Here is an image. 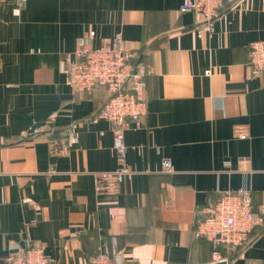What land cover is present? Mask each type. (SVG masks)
<instances>
[{"label":"crops","instance_id":"0c3cea01","mask_svg":"<svg viewBox=\"0 0 264 264\" xmlns=\"http://www.w3.org/2000/svg\"><path fill=\"white\" fill-rule=\"evenodd\" d=\"M183 1L0 0V264L16 243L44 246L52 264H91L113 237L123 264H211L198 212L239 190L262 222L229 264H264V73L253 76L249 48L264 40V0L226 1L201 33ZM90 31L94 48L121 34L149 70L116 196L94 191V174L118 166L99 116L108 91L76 94L64 74ZM238 125L249 138L233 136ZM68 130L78 143L51 157L48 138Z\"/></svg>","mask_w":264,"mask_h":264},{"label":"built area","instance_id":"2783aa9c","mask_svg":"<svg viewBox=\"0 0 264 264\" xmlns=\"http://www.w3.org/2000/svg\"><path fill=\"white\" fill-rule=\"evenodd\" d=\"M233 0H184L181 12H193L201 17L198 31L211 32L213 23L219 16L224 3ZM26 0H20L24 5ZM94 31L86 33L79 40L73 53L65 56L64 74L66 83L76 94H92L97 88L105 87L109 98L99 111V116L113 124V150L118 166L110 172L94 174V191L97 196H116L122 190L124 179L131 173L126 163L125 132L130 121L136 126L147 112L145 95L148 68L136 59L134 50L121 34L106 40L94 48ZM250 64L254 77L264 73V40L250 43ZM233 136L247 139L249 128L238 125L233 128ZM79 138L73 130L61 136H50L47 140L51 157L67 156ZM163 171L173 172L169 159L163 161ZM195 236L210 242L212 263L229 264V253L223 255L221 249L228 251L246 246L252 239L255 229L261 224V217L253 211L244 191H226L216 202H207L199 211ZM4 264H52L45 253L44 246L16 243ZM91 264H123V257L117 239H104L98 255Z\"/></svg>","mask_w":264,"mask_h":264},{"label":"trees","instance_id":"16d2710c","mask_svg":"<svg viewBox=\"0 0 264 264\" xmlns=\"http://www.w3.org/2000/svg\"><path fill=\"white\" fill-rule=\"evenodd\" d=\"M105 88V87H104ZM201 217V216H200ZM200 219V218H199ZM198 219V220H199ZM258 232H264V226H262L261 228H259ZM210 243V242H209ZM212 247V246H211ZM243 248H245V246L242 247H237L234 250H230L228 251L226 248L222 247L221 251L223 253V255H226L227 253H229V260L232 261L236 256H238V253L240 250H242Z\"/></svg>","mask_w":264,"mask_h":264},{"label":"water","instance_id":"95a60500","mask_svg":"<svg viewBox=\"0 0 264 264\" xmlns=\"http://www.w3.org/2000/svg\"><path fill=\"white\" fill-rule=\"evenodd\" d=\"M37 127H40V125H35V126H33V128L31 129V133L34 132V130H35ZM216 264H226V263L222 262V263H216Z\"/></svg>","mask_w":264,"mask_h":264}]
</instances>
